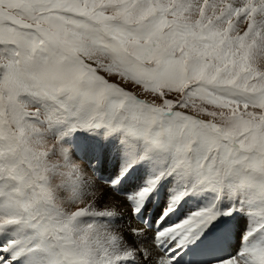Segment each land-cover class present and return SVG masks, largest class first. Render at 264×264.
Segmentation results:
<instances>
[{
	"label": "snow or ice",
	"instance_id": "1",
	"mask_svg": "<svg viewBox=\"0 0 264 264\" xmlns=\"http://www.w3.org/2000/svg\"><path fill=\"white\" fill-rule=\"evenodd\" d=\"M0 264H264V0H0Z\"/></svg>",
	"mask_w": 264,
	"mask_h": 264
},
{
	"label": "bare ground",
	"instance_id": "2",
	"mask_svg": "<svg viewBox=\"0 0 264 264\" xmlns=\"http://www.w3.org/2000/svg\"><path fill=\"white\" fill-rule=\"evenodd\" d=\"M113 161H109V164H108V166H107V169L105 170V172H104V175L106 176L107 174H108V172H111L112 170H113Z\"/></svg>",
	"mask_w": 264,
	"mask_h": 264
}]
</instances>
